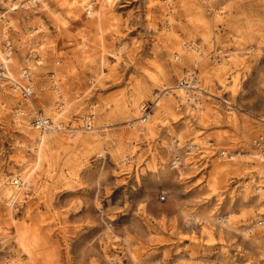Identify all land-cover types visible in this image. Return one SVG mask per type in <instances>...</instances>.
<instances>
[{"label": "rangeland", "instance_id": "rangeland-1", "mask_svg": "<svg viewBox=\"0 0 264 264\" xmlns=\"http://www.w3.org/2000/svg\"><path fill=\"white\" fill-rule=\"evenodd\" d=\"M37 1L10 14V29L0 18V51L13 46L22 65L10 70L32 72L34 107L64 122L57 134L67 139L49 140L34 169L18 103L0 107V179L33 169L25 201L10 208L0 187V264H264V239L257 249L242 238L245 229L264 236V225L253 227L264 222L255 192H264V145L254 144L264 135V0H110L106 8L94 0L93 16L78 12L83 0ZM195 70L210 93L201 114L173 89L150 129L130 125L140 117L130 108L139 88H147L140 106L150 104ZM58 88L70 103L54 118L47 109ZM30 115L20 119L32 125ZM90 115L93 133L83 129ZM22 232L31 256L17 241Z\"/></svg>", "mask_w": 264, "mask_h": 264}, {"label": "bare ground", "instance_id": "bare-ground-1", "mask_svg": "<svg viewBox=\"0 0 264 264\" xmlns=\"http://www.w3.org/2000/svg\"><path fill=\"white\" fill-rule=\"evenodd\" d=\"M3 1L4 0H0V4ZM92 1H94V0H83L82 2L79 3L81 5H79V6L76 5V7H78V12L81 13L86 9L87 15L93 16L95 14V10L92 7V5H93ZM102 1L104 3V4L102 3V6H101L102 8L112 6V1H110V0H102ZM18 9H19V6H16V5H10L7 8H5L3 14L0 15V18H3V17L6 18V21H5L6 25L4 26V28L7 29L8 26L12 27L11 25H12V23H14V20H13V18L11 19L9 17H11L10 14H12V12L17 11ZM100 18H101V15H100ZM21 47H22V45H21ZM187 58H188V62H190V63L194 62L196 65L201 64L200 60H193L191 56H189ZM2 59L5 60V56H4V53L0 51V61ZM12 63H14L16 68H19L22 65L19 61H14L13 57H12ZM0 68H1V66H0ZM195 71H197V70H195ZM194 72H192V73H194ZM30 74L33 77L32 72H30ZM188 74H190V73H188ZM10 77L11 78L16 77V76H14V74L11 70H10ZM17 78H19V77H17ZM33 79H34V77H33ZM153 83H157V78L153 80ZM171 88L176 90L175 92L177 94V97H179L181 100H183V103L186 106V108H188V106L190 107V103L188 102L189 93L186 92L182 88H178V84L175 87H171ZM171 88L168 87V89H167V87H164V90L165 91L167 90L166 94H165L166 97L162 93V94H160L159 98H157L156 105H155V107L157 108L156 117H159L162 111L167 110L169 108V102H170L169 99H172V96H173V94L171 92L174 91ZM145 91H147V88H143V87L139 88L136 95L132 99V103L130 105V108L133 109L137 113V115L140 113V117L136 118L135 120H132L130 125L135 126L138 123V125L143 127V128H139V130L144 131V132H146L148 129H150L148 122L153 117V113L144 114L143 111L146 109L145 108L147 106L146 104H144L143 106L142 105L140 106V101L145 96ZM202 91H203V93L205 92L207 94H210L206 90H202ZM68 99H69V97L64 93V91L61 88H58V90L55 92V98L53 97V99L49 102L50 105H49V108L47 109L48 113L53 115L54 118H58V117L62 116V114L65 112V110L69 107L68 104L70 102L68 101ZM10 101H12L13 103H15V102L18 103L17 104L18 109H25L26 111L29 110V111H31L32 114H34L33 116H36V111L34 109L35 108L34 105L31 104V106H28L27 104H24L22 101H18V95H16V93L11 90V88L8 86L7 83L0 81V107H6L8 105V102L11 103ZM57 102H61L59 107H56ZM139 107H141V108L139 109ZM193 108H191L190 112H193V110H196L197 113L201 114L203 111V105L201 102H196L194 104ZM131 109L126 107L125 113H130ZM0 110H2V109H0ZM84 113L85 112H82V115ZM88 117L89 116H86V120ZM60 123H63L64 129H66V124L64 122H60ZM17 124L19 125L20 129L26 135H28V137H31V139L34 140V145H32L30 147L35 151L36 160H35L34 169H37L40 166L41 162L43 161L44 153H45V150H46V147L48 145L49 140L54 138L55 141H60L61 140L60 137H62L63 139H67V137L63 136L62 134H57V132L59 131V130H57L59 128L58 125L54 126V128L56 130L54 132H46V131L40 132L33 125L28 123V120L25 121V119H24V121H22L20 119V116L17 117ZM32 126L37 131H35ZM83 129H85V128L83 127ZM96 130H97V127L94 124V126H92L90 130L87 129L85 132L93 133ZM38 132H40V133H38ZM79 134L80 133H75V135H79ZM172 146L174 147L175 150H177L175 148L176 146L173 145V143H172ZM189 147L192 150L195 149L194 144H191ZM263 154H264V152H263ZM263 154H261L259 156L262 157V156H264ZM236 155H228V156L232 157L231 160H233L234 156H236ZM174 164L179 165L180 164L179 160L177 159L174 162ZM25 167H27V166H25ZM32 172H33V169L28 170V172H26L24 174V176H22L21 178L19 175H16L15 177H13L11 179L10 183H8V184H6V182L8 181L7 177L0 179V187L2 188L1 193L8 199V205L10 208L13 207L16 200L25 201V198H28V197L24 196L23 190L28 189L31 186ZM246 190H248V189H244L243 191L245 192ZM27 191L25 190V193L28 194ZM255 192H256V196L258 198L264 197L263 189L256 187ZM187 215H190V214H187ZM201 219H203L206 222L214 220L213 217H201L199 215H190L189 221L193 220V222H198ZM217 221L220 223V227H223L225 229L230 228V226L228 224V217L218 216ZM259 222H257L256 225H255V223H253V227L254 226L257 227L259 225ZM249 232H250V230H248V229H245L244 231H242V238L245 241H247L250 245H253L254 248L259 249L261 247L260 244H262L261 239H264V236L255 237V238L251 239V235L248 234ZM26 235H27V233L22 232L16 238H17L19 245L25 251H27L28 254L31 256L32 252H31V248L29 247V244H27Z\"/></svg>", "mask_w": 264, "mask_h": 264}, {"label": "built area", "instance_id": "built-area-1", "mask_svg": "<svg viewBox=\"0 0 264 264\" xmlns=\"http://www.w3.org/2000/svg\"><path fill=\"white\" fill-rule=\"evenodd\" d=\"M26 1L25 0H22V1L4 0L0 4V7L2 9H5L10 5H16V6H19V8H25V5H26L25 2ZM31 2H33L34 6H37L39 4V2L37 0H33V1L31 0ZM10 28L11 27H9V26L7 27V29H10ZM186 47L189 48L190 50L196 52L199 56L202 55V50L197 44L190 42L187 44ZM13 50H14V48L12 45L8 44L6 46L5 60L2 59L0 61V66H1V68H0V81L7 83L12 91H14L16 94H19V96L23 99V102H26V104L28 102V103H30V105L31 104L33 105L32 100H33V97L35 96V82H34L33 77L30 74V70L25 69L23 71V73L21 74L22 76H20L19 78H15V77L11 78L10 77V66L12 65ZM218 54H220V52H218ZM199 85H200V78L198 76L197 71H195L194 73L187 74L178 83V88H182L186 92L189 93L188 102L193 107H194V104L196 102H200L201 95L203 94V91ZM171 89H173V88H171ZM166 91L163 90L162 92L158 93L157 98H159L160 94H162V93L165 95ZM157 98H156V100H157ZM146 105H147L145 107L146 109L143 112H144V114H150V113H152V111L156 105V101L152 102L150 104H146ZM34 109L36 111V116H33L34 114H32V113L30 115L32 117V125L37 130H39L40 132H44V131L54 132V131H56L54 128V126H56V125H58V127H59L57 130L61 131L64 129L63 123H60L59 121H55L49 117H46L42 111L36 110V108H34ZM17 111H18V116H24V115H26V112H27L25 109H17ZM94 124H95L94 117H93V115H90L87 118V120L85 121L84 128L86 130L87 129L90 130L91 127L94 126ZM254 144L257 147L263 146L264 145V135L256 138L254 141ZM221 156H225L229 160L232 159V157H229L226 152H222ZM259 225L260 226L264 225V222L260 221Z\"/></svg>", "mask_w": 264, "mask_h": 264}]
</instances>
